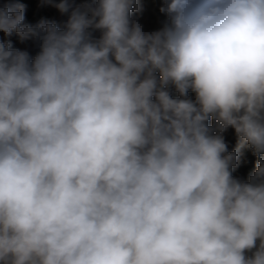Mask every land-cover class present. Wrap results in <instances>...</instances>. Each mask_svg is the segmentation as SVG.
I'll list each match as a JSON object with an SVG mask.
<instances>
[{
    "label": "clouds",
    "instance_id": "clouds-1",
    "mask_svg": "<svg viewBox=\"0 0 264 264\" xmlns=\"http://www.w3.org/2000/svg\"><path fill=\"white\" fill-rule=\"evenodd\" d=\"M54 6L0 0L39 47L0 42V264H264V0H165L151 32L137 0Z\"/></svg>",
    "mask_w": 264,
    "mask_h": 264
},
{
    "label": "rangeland",
    "instance_id": "rangeland-1",
    "mask_svg": "<svg viewBox=\"0 0 264 264\" xmlns=\"http://www.w3.org/2000/svg\"><path fill=\"white\" fill-rule=\"evenodd\" d=\"M58 2L59 0H17L12 7L18 8L22 6L24 8L25 19L23 25L37 27L42 23H50V21L62 24L67 20V14H62L54 6ZM70 2L75 6L82 3L83 0H70ZM137 2L140 10L138 12L134 11L132 18L138 20L146 32L154 31L158 26L157 17L155 16L158 15V12L155 10L152 0H137ZM163 6H165V0H161L160 9ZM161 14L166 15L162 12ZM94 35L98 37L99 32H95ZM8 41L11 42L14 49L28 51L32 57L39 51L37 43L33 40H22L16 32L11 35L0 32V42ZM190 97L194 98V94L191 92ZM212 124L213 122L210 120L209 125L211 126ZM221 135H223L227 144V152H235L237 154L236 164L231 169L233 177L247 182L257 165V163L253 162L254 155L252 150L235 135L232 128H228ZM248 255H251V253H248Z\"/></svg>",
    "mask_w": 264,
    "mask_h": 264
},
{
    "label": "trees",
    "instance_id": "trees-1",
    "mask_svg": "<svg viewBox=\"0 0 264 264\" xmlns=\"http://www.w3.org/2000/svg\"><path fill=\"white\" fill-rule=\"evenodd\" d=\"M16 1L17 0H11V5H13ZM152 3L155 7V10L158 12V15H155L157 17V22H158V26L154 30L156 31V30H159L163 26V24L167 21L168 18L166 15L161 14V11H160L161 0H152ZM50 23H55V22L50 21ZM172 95L176 97L178 94L175 93V91H173ZM189 96H190V93H189ZM253 162L257 163V157L255 155L253 157Z\"/></svg>",
    "mask_w": 264,
    "mask_h": 264
}]
</instances>
